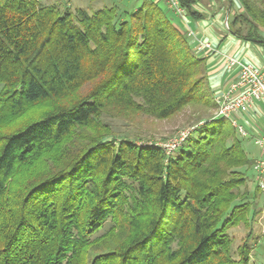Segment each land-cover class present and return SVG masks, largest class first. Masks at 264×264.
<instances>
[{
    "label": "trees",
    "instance_id": "1",
    "mask_svg": "<svg viewBox=\"0 0 264 264\" xmlns=\"http://www.w3.org/2000/svg\"><path fill=\"white\" fill-rule=\"evenodd\" d=\"M237 2L227 28L264 47V0ZM160 4L0 0V264H255L261 194L241 192L255 160L227 120L198 123L170 154L106 121L214 109L204 58Z\"/></svg>",
    "mask_w": 264,
    "mask_h": 264
},
{
    "label": "rangeland",
    "instance_id": "2",
    "mask_svg": "<svg viewBox=\"0 0 264 264\" xmlns=\"http://www.w3.org/2000/svg\"><path fill=\"white\" fill-rule=\"evenodd\" d=\"M39 3L45 6H55L59 10L70 9H84L88 12L95 11L102 8L103 6H109L114 2H117L120 8L129 7L131 5L139 4L141 0H38ZM164 9L167 7L164 4H160ZM168 9V8H167ZM172 22L182 27L180 20L171 11L168 12ZM186 39L190 41L187 36ZM206 99L211 103V99L206 95ZM214 102V101H213ZM215 104V102H214ZM208 109V108H207ZM202 106H189L182 112L172 116L171 118L163 121L155 120L154 118L135 115L131 118L118 119V118H106V121L110 125L111 129L119 137H128L136 140L139 145L155 143L158 146L166 145L167 143L175 142L181 133L185 132L190 134L193 128L198 125L205 123L206 119L214 118L217 111L216 104L214 109L207 111ZM207 111V112H206ZM205 115H208L206 117ZM206 117V118H205ZM204 118V119H203ZM203 119V120H202ZM202 120V121H201ZM201 121V122H200ZM264 123V122H263ZM260 129L264 130V124H258ZM235 136L239 139L241 147L244 149L249 159L255 160L259 156V150L254 145L251 138H241L235 133ZM244 174L247 180V187L242 188L249 190L250 199L253 198L254 188L256 187V175L253 171V166L245 168ZM239 201H235L234 204H238ZM256 209H260V214L257 216L254 222H251V229L253 235L250 237V243H253L254 249L251 254V262L255 264H264V198L259 195L258 199L255 200ZM248 228L246 226H239L232 228L229 231V235L233 240L232 250L234 251L243 241L247 234ZM260 236L258 241L254 240L255 236ZM256 242V243H255Z\"/></svg>",
    "mask_w": 264,
    "mask_h": 264
},
{
    "label": "built area",
    "instance_id": "3",
    "mask_svg": "<svg viewBox=\"0 0 264 264\" xmlns=\"http://www.w3.org/2000/svg\"><path fill=\"white\" fill-rule=\"evenodd\" d=\"M184 24L186 36H191L186 21V11L180 0H158ZM227 26V25H226ZM215 52L208 42H198L197 51ZM227 71L236 70V77L227 90L216 94L213 98L217 106L216 118L227 120L235 133L241 138H251L259 150V156L253 164L256 175V186L264 198V130L256 125L264 108V68L251 63H241L232 57L225 58ZM188 133H181L175 142L161 147L166 154L172 153L187 138Z\"/></svg>",
    "mask_w": 264,
    "mask_h": 264
},
{
    "label": "crops",
    "instance_id": "4",
    "mask_svg": "<svg viewBox=\"0 0 264 264\" xmlns=\"http://www.w3.org/2000/svg\"><path fill=\"white\" fill-rule=\"evenodd\" d=\"M194 8L200 17L194 19L186 16L191 32L189 44L199 57L204 58L207 69L206 83L213 100L216 94L227 90L230 82L236 77L235 69L226 70L225 58L232 57L241 63H251L264 68V47L236 37L227 28L228 21L240 11L237 0H194ZM180 24L182 27L178 28L186 33L181 20ZM259 34L264 37V30H260ZM198 42H208L215 52L197 51ZM261 113L256 120L257 126L259 123L264 124V108Z\"/></svg>",
    "mask_w": 264,
    "mask_h": 264
}]
</instances>
